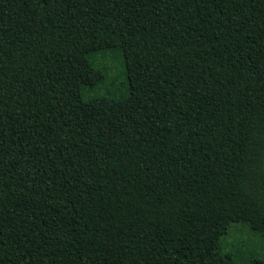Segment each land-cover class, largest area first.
<instances>
[{"label": "trees", "instance_id": "16d2710c", "mask_svg": "<svg viewBox=\"0 0 264 264\" xmlns=\"http://www.w3.org/2000/svg\"><path fill=\"white\" fill-rule=\"evenodd\" d=\"M234 224L264 248V0H0V264H264Z\"/></svg>", "mask_w": 264, "mask_h": 264}, {"label": "rangeland", "instance_id": "374dc122", "mask_svg": "<svg viewBox=\"0 0 264 264\" xmlns=\"http://www.w3.org/2000/svg\"><path fill=\"white\" fill-rule=\"evenodd\" d=\"M109 74L112 75L113 70H111ZM225 239L228 244L237 242L238 249H243V257L248 259L249 257L253 259L259 258L260 255L264 254L261 239L257 235L247 231V229L240 224L232 225Z\"/></svg>", "mask_w": 264, "mask_h": 264}]
</instances>
